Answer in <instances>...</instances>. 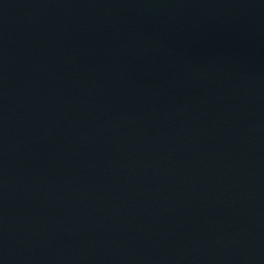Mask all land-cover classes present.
Masks as SVG:
<instances>
[{
  "label": "water",
  "instance_id": "95a60500",
  "mask_svg": "<svg viewBox=\"0 0 264 264\" xmlns=\"http://www.w3.org/2000/svg\"><path fill=\"white\" fill-rule=\"evenodd\" d=\"M0 264H264V0H0Z\"/></svg>",
  "mask_w": 264,
  "mask_h": 264
}]
</instances>
